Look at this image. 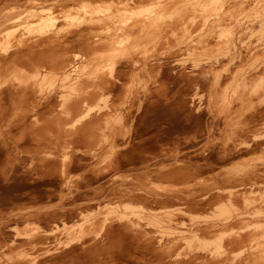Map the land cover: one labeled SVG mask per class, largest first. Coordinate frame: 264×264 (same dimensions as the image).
Here are the masks:
<instances>
[{
  "label": "bare ground",
  "instance_id": "bare-ground-1",
  "mask_svg": "<svg viewBox=\"0 0 264 264\" xmlns=\"http://www.w3.org/2000/svg\"><path fill=\"white\" fill-rule=\"evenodd\" d=\"M18 1L0 0V264H264V0Z\"/></svg>",
  "mask_w": 264,
  "mask_h": 264
},
{
  "label": "rangeland",
  "instance_id": "rangeland-1",
  "mask_svg": "<svg viewBox=\"0 0 264 264\" xmlns=\"http://www.w3.org/2000/svg\"><path fill=\"white\" fill-rule=\"evenodd\" d=\"M32 1H34V4L37 3L38 0H20L18 2H15L14 4L18 5L19 9L16 10L18 12L23 11H36V10H44L49 11L45 9H38L35 8ZM53 3L59 4L61 6L55 8L52 10V12H62V13H74V12H85V11H95V10H102L106 11L107 7L112 4L118 5V10L120 13H133V12H149L153 11L155 6H165L166 4H169L170 0H66L64 1H52ZM180 4H195L192 1H179L177 5ZM12 4L6 5L7 9H9ZM161 8V7H156ZM173 10V9H172ZM202 28V25H197L194 29H200ZM28 226L24 227L27 228ZM224 235H222L220 238L212 239V241L217 240L222 242ZM222 244V243H219ZM212 244L207 245L205 247L210 248ZM235 245H230L229 250L234 251ZM193 249L192 247H189L185 245V240H182L180 244L178 245V252L177 254L180 255V258H192L193 256ZM236 252L235 254H237ZM156 264V263H154Z\"/></svg>",
  "mask_w": 264,
  "mask_h": 264
}]
</instances>
